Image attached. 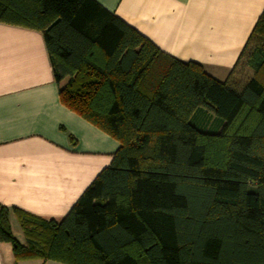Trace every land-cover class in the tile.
<instances>
[{
	"label": "trees",
	"instance_id": "obj_1",
	"mask_svg": "<svg viewBox=\"0 0 264 264\" xmlns=\"http://www.w3.org/2000/svg\"><path fill=\"white\" fill-rule=\"evenodd\" d=\"M0 22L42 33L60 102L119 143L61 221L0 206L16 260L264 264V9L224 81L95 0H0Z\"/></svg>",
	"mask_w": 264,
	"mask_h": 264
},
{
	"label": "crops",
	"instance_id": "obj_2",
	"mask_svg": "<svg viewBox=\"0 0 264 264\" xmlns=\"http://www.w3.org/2000/svg\"><path fill=\"white\" fill-rule=\"evenodd\" d=\"M162 52L229 77L264 0H95ZM119 143L59 99L42 33L0 22V206L61 221ZM9 225L25 245L17 212ZM0 264L16 260L0 241Z\"/></svg>",
	"mask_w": 264,
	"mask_h": 264
},
{
	"label": "rangeland",
	"instance_id": "obj_3",
	"mask_svg": "<svg viewBox=\"0 0 264 264\" xmlns=\"http://www.w3.org/2000/svg\"><path fill=\"white\" fill-rule=\"evenodd\" d=\"M244 60L242 59L238 66L236 67V69L234 70V72L232 73L231 79L230 81L233 84H237V85H241L246 79H248L251 75V71L244 66Z\"/></svg>",
	"mask_w": 264,
	"mask_h": 264
}]
</instances>
